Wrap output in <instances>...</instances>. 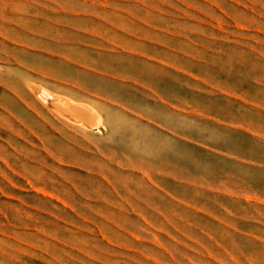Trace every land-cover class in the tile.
<instances>
[{
    "label": "rangeland",
    "instance_id": "1",
    "mask_svg": "<svg viewBox=\"0 0 264 264\" xmlns=\"http://www.w3.org/2000/svg\"><path fill=\"white\" fill-rule=\"evenodd\" d=\"M0 264H264V0H0Z\"/></svg>",
    "mask_w": 264,
    "mask_h": 264
},
{
    "label": "bare ground",
    "instance_id": "2",
    "mask_svg": "<svg viewBox=\"0 0 264 264\" xmlns=\"http://www.w3.org/2000/svg\"><path fill=\"white\" fill-rule=\"evenodd\" d=\"M50 97V96H49Z\"/></svg>",
    "mask_w": 264,
    "mask_h": 264
}]
</instances>
